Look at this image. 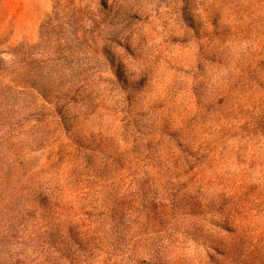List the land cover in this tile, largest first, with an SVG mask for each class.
<instances>
[{
  "label": "rangeland",
  "instance_id": "374dc122",
  "mask_svg": "<svg viewBox=\"0 0 264 264\" xmlns=\"http://www.w3.org/2000/svg\"><path fill=\"white\" fill-rule=\"evenodd\" d=\"M0 264H264V0H0Z\"/></svg>",
  "mask_w": 264,
  "mask_h": 264
}]
</instances>
